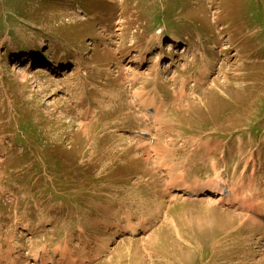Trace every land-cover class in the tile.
Masks as SVG:
<instances>
[{"label": "rangeland", "instance_id": "rangeland-1", "mask_svg": "<svg viewBox=\"0 0 264 264\" xmlns=\"http://www.w3.org/2000/svg\"><path fill=\"white\" fill-rule=\"evenodd\" d=\"M0 264H264V0H0Z\"/></svg>", "mask_w": 264, "mask_h": 264}, {"label": "bare ground", "instance_id": "bare-ground-1", "mask_svg": "<svg viewBox=\"0 0 264 264\" xmlns=\"http://www.w3.org/2000/svg\"><path fill=\"white\" fill-rule=\"evenodd\" d=\"M122 4V3H121ZM123 5V4H122ZM171 41L172 42H176L177 41V39H175L174 37H172V39H171ZM163 43H162V40H160V38H158V40H157V48H159V49H161V47H163ZM167 47H171L170 46V44L167 46ZM161 52H159V53H157L155 56H153V60H154V62H155V64H156V67L155 68H157V66H158V64H160V59H161ZM134 63H137V64H140V63H142L141 62V60H136V61H134ZM25 69H27V67L25 68ZM25 69H23L22 71H24ZM35 71H39V69H36ZM35 73V72H34ZM22 77H24V75H22ZM153 147V146H152ZM155 148V147H154ZM153 148V149H154ZM156 153H157V151H156ZM159 155V154H158ZM158 155H155L156 157L158 156ZM162 157V156H161ZM162 158H164V157H162ZM166 158V157H165ZM220 186H222L220 189H219V191H214L215 193H216V198H215V200H216V202H224V197H222V193H223V190H224V185H221L220 183H219V187ZM177 191H181V192H183V193H185V194H195V193H193V191L191 190V189H189L188 187H180L179 189H177ZM204 191V189L203 188H201L200 189V191L198 192L199 194H201L202 192ZM197 193V194H198ZM232 199H234V197L232 198ZM231 199H229V198H227L225 201V204H230L231 202H229ZM254 221V220H253ZM25 231H27V233H29V232H31L32 230L30 229V228H28V229H25ZM128 233H129V235H135L137 232H136V229H130L129 231H128ZM37 262V260H36V258H35V262L34 263H36Z\"/></svg>", "mask_w": 264, "mask_h": 264}, {"label": "trees", "instance_id": "trees-1", "mask_svg": "<svg viewBox=\"0 0 264 264\" xmlns=\"http://www.w3.org/2000/svg\"><path fill=\"white\" fill-rule=\"evenodd\" d=\"M53 1V0H52ZM262 109H260V111H261ZM259 114H260V112H259Z\"/></svg>", "mask_w": 264, "mask_h": 264}]
</instances>
